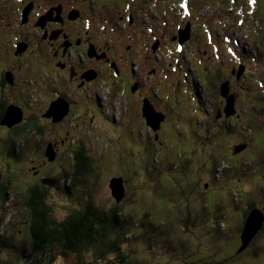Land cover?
<instances>
[{"label":"rangeland","instance_id":"obj_1","mask_svg":"<svg viewBox=\"0 0 264 264\" xmlns=\"http://www.w3.org/2000/svg\"><path fill=\"white\" fill-rule=\"evenodd\" d=\"M84 1V0H82ZM150 2L154 3L158 7L162 8V5L160 4V0H149ZM232 0H188L187 4L190 6L188 11L184 12L179 8L185 17H182V19L188 18L192 21V31H191V37H192V44L196 43L197 41H202L201 37V26L205 25L203 22L205 19H208L210 22V25L212 27H216L220 24H225L226 20H237L239 18H242L243 24L246 25L249 29L253 28L254 22H256L260 17L261 14L258 12L257 9V4L255 3L254 8H249L248 7V2L249 0H234V2H231ZM236 1V3H235ZM132 2V7L136 8V10L140 9V4H138L137 0H131ZM191 2V4H190ZM176 3V0H173V4ZM9 4L11 6V11L10 14L7 15V9L4 7L2 8L0 6V28L4 29V35L0 39V46H2V52L3 54H6L9 57V51L10 48L8 46L10 39L8 38L9 36V30H10V25L12 23H15L18 21L19 18V10L21 8V4L16 2L15 0H9ZM232 6L233 9H228L227 6ZM264 5V3L261 4V6ZM208 7V8H207ZM126 10L131 11L133 16L136 18L139 17L138 14L132 10L130 7L125 6L124 7ZM166 14L169 16H165L164 19H169L172 18L173 20L169 23L162 22L161 26L156 28L154 30V35L152 39H158L160 45L158 46L162 52L159 55L160 57H157V54L155 52V49L153 50V47H155V43H151L150 41L148 44H144L143 42H139V40H136V38L132 37H127L126 42H134L132 43V46L136 49H140L137 56L138 60L141 61V70L146 71L142 74V82L144 84V92L147 91H152L157 92L160 95L159 97H155V101L151 99L152 104L156 108V110H163L165 114H159L155 110L156 114H150V118L152 120V124H147L145 122L144 117L142 116V104L141 100L143 103V99H139L138 97H143V94L141 93H134L133 90H131V93L128 98L124 100V103L120 99V95L118 94H113L111 96H107L106 98L103 96V101H97L96 104L92 105L90 104L89 101H87V109L90 111L86 110V106L81 105L76 110L78 111V119H69V116H65L61 121H56L53 120L49 116H42V114L48 109V103L49 99L48 97H51L50 95L46 97V91L48 90V87L52 88L54 85V82L52 79L53 76H56L57 74H60L61 80H64V83L60 80H57L58 78L55 77L57 81V85H54V87L57 89L58 92L62 94V96H65L67 98V102L69 104L70 101L73 103L76 102L77 95L75 92L68 91V87L70 86V90H75L77 89L78 86H82L85 82H87V79L83 82L84 80V75L85 74H91V69L88 71H85L83 74L76 75L74 74L71 79L73 80H68L65 79L64 73H67L70 69H73L74 71V66L70 65L68 68L67 66H64L63 69H60L57 64L60 63L58 61L59 58H63V54L67 53V48L62 44L61 46H58L57 39L54 38L52 39V46L46 47V49H40V54H36V52H32L31 49L28 50L27 55L30 57H36L39 60V64L35 65L34 63H26L24 66H21L22 69H25V72L28 71V69H31L33 72L36 68H38V71L42 68L47 72L48 71V76L47 79L44 78L43 80L37 81L39 84L38 86L34 85L32 87V83L34 82H29L28 83V88H25V92L22 95L21 101H25V104H22V109H23V116H36V118L41 120L45 126H46V136L44 137L46 140L49 141V143H52V145L56 146L57 153H61L63 151H66L68 149L69 145H72L73 140L71 139V132H74V134L77 137H83V138H88V144L89 141L92 143L91 148L94 153H97V156L103 158L101 160V164L99 166V176H98V182H97V196L96 200L99 202H104V203H112L111 200V194L110 190L108 188V180L109 178H120L121 175L123 176V180L126 179L127 186H129V189H132L134 193H146L147 196L151 199H153V204L156 206V210H153L152 212V218L153 221L151 223L153 224H160L162 232L166 231L167 236H164L160 233V237L155 235V237L151 238V243L150 246L143 245L141 242L137 241H132L130 242L131 245V252L129 253L127 263L128 264H204V259L210 256L218 257L221 258L223 256L230 255L232 253L233 248L238 246V235H236V229L235 231L232 230L230 227H225L221 223H219L218 228H224V236L223 239L226 241L224 243V246L222 250L218 253V246L216 245V238H211L208 232L203 233L202 235L199 236L205 229L208 227V219H201L198 220L197 218L192 216V219L196 220V222H192L193 227H191V233L185 232L183 228L178 224V221H175L173 225L171 224V220L176 219L177 216V211L175 208V203H183L184 207L187 205L185 204L186 199L180 196L177 193L174 192V185L169 182L170 181V176L169 173H166L164 171H160V168H158L157 162L158 161V153L151 152L149 153L147 150L150 149V147H147L145 144V139L142 138L141 135H147V142L152 143V145L155 143L156 145L158 144L159 147L163 146V139L162 134L164 133V126L169 123V121H172L171 124H168L170 126V133H177V136L180 140H182L181 137L187 138L188 135H191L190 131L194 130V125L191 123L192 118L197 116L195 112L197 111L194 109L195 106L192 104L193 100L195 102H203L208 101V105L205 103L202 104L201 108L202 110L200 111L199 114H201L204 119L203 121L196 122V128H204L207 126V124L210 127H229L231 130H226L221 131L216 133V137L210 134L211 141L207 143V146L213 144H220L221 148H225L227 145L229 148H233V144H236L238 142H246L244 140H238L237 142L235 141V138H242L241 134L244 133V136L248 138V132L246 128L255 125V124H261L262 129L261 131H264V80H262V83H257L255 84V81L253 80L251 76V70H252V65H257L256 62L252 63V59H249L248 57L250 56V51H249V45L242 43L240 41V47L241 49L239 50V53L241 56L239 58H232L228 55H221V58H218L217 61L221 62L223 60V63H227L233 70L232 74L237 76L239 78L238 83L239 84V91L241 90V93L245 96L246 98V105L248 108H250V116L251 120L253 122L251 124H246L245 122L248 120L249 117V111L247 112V108L243 107V104L241 103V98L239 102V108L236 107L237 104L235 105V110L240 111V115L238 117L239 120H242L244 123H240L239 120H233L230 121L229 116H232V114L222 115V113L225 114L226 109L228 108L227 101L228 96L227 92H223L220 89H213L209 85V88H204V86L198 82L200 81V78H202V73L196 74L194 70H191L188 66L186 70L188 71L187 73V81H182L183 75L185 76L184 70L181 69V67L178 65V67L173 66L174 61L179 58L181 59V54H183L184 51V45H183V50L177 51V45H175L174 42H172L171 37H175L176 35L172 33L175 25H177L179 28L183 27L185 25V22L179 26L178 22L174 19H177L180 17V15L177 13L175 14L176 10H165L163 9ZM231 10V11H230ZM85 13H88V10H84ZM180 12V11H179ZM4 13V14H3ZM260 15V17L258 15ZM157 16H159L157 14ZM264 17V15H263ZM122 21V20H121ZM127 21V19H126ZM126 21L124 20V24L126 25ZM139 22V21H136ZM116 24V22L114 21ZM55 24V23H53ZM158 26V24H156ZM229 29L231 31H234V26L232 23L227 24ZM139 27V26H138ZM50 28V27H49ZM238 28V27H237ZM261 28L264 29L262 26ZM260 27H257L255 31L250 32V34L254 37L255 34L260 35L262 38H264V30L261 31ZM198 31H200V34H198ZM148 33H152V29L148 31ZM23 34H25V28L23 31ZM20 36L19 32L15 33L13 35V38H16ZM144 45H143V44ZM55 47L56 50L58 51L57 53H62L58 54L56 57L54 55L55 52L51 51L53 46ZM143 45L141 48L140 46ZM167 47H169V51L165 50ZM246 45V51L242 52V48ZM237 46L233 42L231 45V48L235 49ZM51 51L50 57L52 56V60L46 58L48 51ZM245 50V47H244ZM76 53L78 52V49L75 50ZM166 51V52H165ZM53 52V53H52ZM164 52V53H163ZM69 54V53H68ZM194 55L196 56L197 61H200L203 67L210 65V69H205L204 68V73L206 77H211L212 79L215 78L212 69L217 68L220 69L221 64H215L212 65L209 62H207V58L203 53L196 51L194 49ZM253 55V54H252ZM2 56V55H1ZM45 56V57H44ZM203 57V58H202ZM5 58V57H3ZM25 58L22 55H19V59ZM75 61L79 60V57L75 59ZM143 58V60H141ZM7 59V58H5ZM128 59V58H127ZM42 62V63H40ZM85 62H89L87 58H85ZM260 65V62L258 66ZM84 65L82 64L81 66L78 67V70H83ZM172 67L175 70H172ZM139 69V68H138ZM140 70V69H139ZM140 70V71H141ZM228 68L224 70V73H227ZM13 72H16L18 74L19 69L18 67L15 69H12ZM23 71V70H22ZM192 74H190V73ZM149 73H153L152 75H149ZM260 73H262V76H264V63L263 66H260ZM108 80L110 85H115L116 86V81L114 78L110 77L108 74ZM198 77V79H197ZM234 78V79H237ZM138 79V78H137ZM184 79V78H183ZM195 79V80H194ZM264 79V77H263ZM81 80V81H80ZM90 80V79H89ZM194 80V81H193ZM79 81L81 82L79 84ZM196 82V84H194ZM201 82V81H200ZM31 84V87L29 86ZM197 85L199 86V90H204V91H199L197 89ZM183 86H189L195 90V95L193 94V100L191 97H187L185 94H182L180 92V89L183 90ZM132 88V85L129 86ZM85 89H83L84 92ZM234 90H237L235 88ZM77 91V90H76ZM92 92V95L90 96H95V90H90ZM74 93V94H72ZM16 94L18 95L17 97H20V94L16 93V91L12 90L9 88V85H5L4 88L0 90V101H8V103H12L14 101H19L18 99H14V96L16 97ZM72 94V95H71ZM210 96H209V95ZM221 94V95H220ZM224 96V97H223ZM41 97V98H39ZM105 98V101H104ZM235 98L236 94H235ZM95 99V98H94ZM108 101V102H107ZM51 102V100H50ZM126 103L130 104V110L127 111L126 109ZM66 104V103H65ZM220 104V109H217V106ZM113 106V107H111ZM144 106V105H143ZM158 106V107H157ZM70 107V104H69ZM108 107H111L109 109ZM182 107L186 108L184 111ZM92 110L97 113L98 116L92 117L93 113ZM217 111V112H216ZM85 112V113H84ZM88 112V113H87ZM162 112V111H161ZM246 112V113H245ZM83 113L84 116L83 117ZM220 113L219 117H216L215 114ZM253 115V116H252ZM81 118V119H80ZM245 118V119H244ZM207 122V123H205ZM240 123L244 125L245 127L242 126H237V124ZM19 124V123H18ZM16 124V125H18ZM176 124V125H175ZM180 124V125H178ZM174 125V126H173ZM3 127L2 125H0ZM15 126V125H14ZM151 126L155 128V131L151 129ZM236 127V129H234ZM138 128H141L138 130ZM202 128V129H203ZM11 129V127L9 128ZM144 129L146 131H144ZM250 130V129H248ZM260 130V129H259ZM254 131V130H253ZM70 132V133H69ZM129 134H135L137 135L133 136L132 139L127 137V135L124 133ZM235 135L233 137L232 135ZM247 132V134H246ZM153 133V139L151 137V134ZM154 133L157 134V137L154 138ZM258 137L260 134L258 132L254 133ZM112 135V139H111ZM119 135V136H118ZM0 136H2L0 134ZM160 137V138H159ZM253 137V136H252ZM2 139V137H1ZM111 139V140H109ZM161 139V140H160ZM41 141V138H40ZM173 141L171 144L176 145L177 144V138H173ZM220 141V142H219ZM225 141V142H224ZM252 140H250L251 142ZM250 142H247V145L250 144ZM161 143V144H160ZM40 143H38L39 145ZM77 144V143H76ZM75 144V145H76ZM223 144V145H222ZM5 145V144H2ZM151 145V144H149ZM155 145V146H156ZM203 145V144H202ZM198 145L195 146V144L192 142V147L195 146L197 150H203V146ZM40 147H43V145H39ZM217 146V145H216ZM4 148V146H1ZM224 149V150H225ZM234 151V148L232 149ZM241 152V151H239ZM236 153L239 155H236L235 157L239 158L242 157V154ZM8 155H3L0 157V176L2 177V182L5 184L8 183V178L12 176H17V181L22 182L23 184H31L29 183L28 176L30 175V171H32L31 167L37 166V164L40 163V160L44 159L45 157L41 155H32L28 153L26 156H23V153L20 150H15L12 148V150H8ZM43 155V153H42ZM234 155V154H233ZM16 156V158L14 157ZM250 158V157H249ZM19 160L21 163V166H25L26 164V169L27 171H21L17 172L12 170L13 168L16 167V163H14L16 160ZM54 160V159H53ZM51 160V161H53ZM49 162V164H53V162ZM167 165L165 171L168 170L169 168V160H167ZM251 159H249L248 164L250 165ZM30 164H29V163ZM104 162V163H103ZM110 163V168H107L108 163ZM3 164V166H2ZM246 165V168L244 169H249L247 164L244 163H239V168L236 166V168H232V171H238L240 169V166ZM264 167V166H263ZM263 167L260 165V168L263 170ZM58 171H62L63 168L57 169ZM65 171V170H63ZM109 171H113L109 172ZM156 171H160L159 173L156 174ZM228 168L220 167L217 168V175L220 176L223 173H227ZM245 171V172H244ZM249 171V170H248ZM248 171L242 170V173L240 174V181H237L235 178H233V181L238 183H241V187L245 188L248 190L250 186L252 185L251 180L246 176L248 174ZM175 171H171L170 173H174ZM178 172V171H176ZM121 174V175H120ZM237 174V173H236ZM258 175V173H257ZM52 177V176H51ZM238 177V176H236ZM111 178V179H112ZM15 181V182H17ZM205 181L208 184H211V181L209 177H205ZM123 183V181H122ZM236 185V184H235ZM240 188V185H238ZM167 189H170L173 191V193L167 192ZM57 192H56V191ZM58 190L56 188H53L52 195H48L47 200L49 205H54V210L51 214V216L57 220V221H63V214L66 210L62 208L63 205L66 203L64 202L65 199H63L60 195H58ZM17 191L15 190V194ZM19 197L18 199L23 200L20 196L25 197V192L18 191ZM9 205L4 207L6 210L7 208L12 209L14 211L16 209L17 203L14 200V194L10 193L9 194ZM158 202V204L156 203ZM164 204V205H163ZM207 207H204V214L205 217H208L212 213V206L211 205H206ZM75 208V206L73 205ZM167 210V211H166ZM182 213V212H181ZM233 215H235L233 213ZM14 216H11V214L7 213H0V237L3 238L0 239L1 242H5L4 247L0 245V264L6 263V264H26L25 258L26 255L29 253L27 248H22L21 243L22 241L19 240V243L13 242L14 239L12 240V229L15 226H19L22 228L21 224H24L22 222L18 223V219ZM233 217V216H232ZM232 219V218H231ZM228 219V222L229 220ZM241 222V216L236 219L235 225L236 227L239 226ZM264 223V220L261 223ZM21 225V226H20ZM157 226V225H156ZM152 225L151 230L152 231H158L159 227ZM172 226V228H171ZM260 226V228H261ZM259 228V229H260ZM23 229V228H22ZM22 233V231H21ZM235 233V234H234ZM160 238V239H159ZM228 238V239H226ZM219 240H221V237H219ZM233 242H230V241ZM251 240V239H250ZM229 241V242H228ZM221 244L223 245V241H220ZM236 242V244H235ZM198 243V245H197ZM250 241L248 242V244ZM218 244H220L218 242ZM181 245V247L179 246ZM183 246V247H182ZM220 246V245H219ZM249 245L244 247L243 253L244 257L242 259H234L231 263L228 264H252L251 259L249 258V252L247 251ZM89 249V247H87ZM61 250V248H60ZM240 251V252H241ZM59 253V251H56ZM69 253V257L67 258V263L69 261L68 259H71V261H75L76 255L73 253ZM218 253V254H217ZM208 254V255H206ZM216 254V255H215ZM94 254L92 253V250H88V253L86 254V257L88 259L93 258ZM234 256H231L230 258L225 259L227 262H230V259L233 258ZM244 258V259H243ZM255 258V257H254ZM258 261L261 259L264 260V255L262 256H257L256 257ZM105 259V258H104ZM100 260L102 264H108L109 260H112L115 264H119L117 262V258L113 255L108 256V260Z\"/></svg>","mask_w":264,"mask_h":264},{"label":"trees","instance_id":"obj_2","mask_svg":"<svg viewBox=\"0 0 264 264\" xmlns=\"http://www.w3.org/2000/svg\"><path fill=\"white\" fill-rule=\"evenodd\" d=\"M113 1L116 2L118 9H125L126 0H99L98 4H100V6H98V8L102 9V11L111 12L114 9L111 5ZM139 1L142 2V0ZM142 3L146 7L153 6L149 0H144ZM87 9L88 6L85 10ZM84 13L85 11L81 14L83 15ZM84 15L86 16L88 14ZM229 21L230 20H226V22ZM236 22L233 23L236 24ZM262 26L264 27V19L261 23L254 22V29H252L255 31L257 27L261 28ZM246 30L247 32L245 34L252 38L248 41H250L252 45L253 55L251 53L248 58L252 59V63L256 62L257 64L252 65V70H254L255 73L254 77L257 78L255 84L262 83L264 76H262L259 69L264 63V38L257 34L253 37L250 34L252 30L249 32L247 27ZM263 30L264 29L261 28V31ZM2 35L4 34L0 35V39ZM0 51H2V46ZM259 62L260 65L258 66ZM226 68H228L230 72L231 67H228V64L225 63L220 65V69H212L215 78L212 79L208 77L207 79V83L210 82L209 85L212 90L215 88L219 90L220 93V85L222 84L221 79H223V77H226V79L229 78L227 75L228 73H224ZM33 77H36V80L40 81L45 77V74L43 71L39 70ZM24 80L21 79L20 83L24 84ZM229 82H233L234 89L237 88V90H232V92L234 91L236 94V104L239 108L240 98L241 103L245 102L246 98L241 93V90L239 91V84L236 83L234 77H232ZM24 88H18L19 91H16V93L20 94V97H17L18 95L16 94L14 99L21 101L22 95L25 92ZM127 98L128 96L126 99ZM16 103L22 106V104H25V101H21V103L16 101ZM243 107L245 108V105H243ZM220 108L219 104L217 109L219 110ZM126 109L127 111L131 109L129 103H126ZM230 114H232V116H229V119H231L230 121H232V119L239 120V111H234ZM215 115H217V113ZM222 115L226 117L224 113H222ZM74 118H76V120L78 119V111L76 109H74L69 116L70 120ZM191 121L194 125V130L190 132L193 134L188 135L187 138L181 137L182 140L179 139L180 137L178 138L176 132L170 133L172 129H170L168 124H171L172 121H169V123L164 126V133H161V139H163L164 143L162 147H159V145L155 143L153 145L152 143H148L147 135L141 136L145 139L146 146L150 147L147 151L149 153L153 152V154H159V162H157L158 168H160L161 172L164 171L169 173V182L171 186L172 184L174 185V192L179 195V198L181 196L186 199L185 204L187 203V205H185V207L183 203H175L177 216L176 219L170 221L171 224L173 225L175 221H178V224L185 232L191 233V227L194 225L192 222H196V220L192 219V216L198 220L208 219L207 229L199 234V236L208 232L211 238H216L215 240L219 253L222 248L225 247L224 243H226L223 239L224 228H218L219 223L225 227L232 228L234 231L236 229V235L240 236L246 222V213L248 210L251 208H259L264 213V131H261V124L252 125L248 127V129H250L248 130L244 125L240 124L244 122L239 120L240 123H238L237 126L245 127L249 136L246 138L244 133H242V138L234 139L237 141H246L245 149L240 153L242 157L237 158L235 156L239 154H234L232 151L233 148H229L227 145H225L226 149L219 147L221 146L220 144H216L217 146L214 145L213 142L209 147L207 146V143L211 141L210 134L216 137V133L218 132L221 133V131L225 132L226 130H231L229 127L225 126L219 129L220 127L214 126L213 128L207 124V126L204 128L202 127V129L200 127L196 128V122H199L196 116L192 118ZM252 122L253 120H251L249 111V117L245 123L251 124ZM140 129L141 128H138V130ZM234 129H236V127H234ZM144 131L146 130L144 129ZM255 132H258L260 136L258 137L255 135ZM46 133L45 124L33 115L24 116L23 120L11 131L0 126V134L2 135L0 136V157L8 155V150H12V148L20 150L23 156H26L28 153L36 155L40 150L38 147L40 138L41 140H46L44 138ZM125 134L130 139H132L134 135H137V133L128 135L127 132L124 133V135ZM232 135L235 137L233 132ZM70 137L73 142L76 140L77 144L73 143L69 145L66 151L58 155L53 164H43L40 160L37 167L40 168L42 174L40 177H33L30 174L28 179L31 184L27 185L17 181V176L8 178V183L5 184L1 181L2 177L0 176V213L11 214V216L18 219V223H24L21 224L24 225L22 226L23 229L19 226L13 227L11 231L12 240L14 239L13 242L16 243H19V240L22 241L20 242L21 247L27 248L29 251L25 258L26 264H65L69 257L68 252L76 255L75 261L68 259V264H102L100 260L103 261L104 258V260H108V256L110 255L115 256L119 264H128L127 256L131 252L130 242L138 240L141 244L150 246L149 243H151V238L155 237V235L160 237L161 233L167 236L166 231L162 232L160 224L151 223L154 219L152 218V211L156 210L153 199L149 198L146 193H134V191L127 186L129 182H126V179L123 180V176L120 174L123 180V197L117 201L111 195L110 201H112V203L97 201L99 166L102 165L101 160H103V158L102 156L98 157L97 153L92 151V143L89 141L88 144V138L77 137L74 132H71ZM151 137L153 139V133ZM175 137L177 138V144L172 145L171 143L174 142L173 138ZM250 140L252 141L250 142ZM192 142L195 146L203 144V150H195L196 147H192ZM247 142H250V144L247 145ZM42 145L44 149V144ZM1 146H4V148ZM35 151L36 153H34ZM14 157L16 158V156ZM249 159H251L250 165L248 164ZM167 160L170 161L169 168L165 171ZM241 162L247 164L249 171L243 169V167L246 168V165L240 166L238 171H232V168H236V166L239 168V163ZM255 162L263 163L261 165L263 167L262 171L261 168H257ZM14 163H16V167L12 170L17 172L27 171V164L21 166L18 159ZM107 163V168H110V163ZM220 167L228 168L230 171L216 176L218 174L216 172L217 168ZM59 168H63L65 171H58L57 169ZM242 170L248 171L246 176L252 182L248 190L242 188L240 182L236 183L233 181V178L237 181L241 180L240 174ZM160 171H156V174ZM171 171L175 172L170 173ZM109 172L113 173V171ZM205 177L206 179L209 177L211 184L205 181ZM238 185H240V188ZM53 188H56L59 191L58 195L65 199L64 202L66 204L62 206V208L66 210L63 214V221H57L55 217L53 218L51 216L54 205L48 204L47 197L49 194L52 195ZM15 190L17 191L16 194ZM18 191L25 192L24 198L20 196L23 200L18 199ZM167 192L173 193L170 189H167ZM10 193L15 195V201L19 200L14 211L10 208L4 209V207L6 208V206L9 205ZM156 203L158 204L157 201ZM206 205L212 206V213L208 217H205L204 214V207L208 208ZM233 213L235 215H233ZM240 216L241 222L239 226L236 227L235 221ZM228 219L231 220L228 222ZM152 225H157L159 230L152 231ZM219 237H221V240H219ZM0 239L3 240L2 237H0ZM220 241H223V245ZM238 241H240V239ZM218 242L220 244H218ZM0 245L4 247L5 242H1ZM248 245L247 251L249 252L248 255L252 264H264L263 259L258 261L256 258L259 255L262 256L264 252V223L252 236ZM179 246L181 247V245ZM87 247H89V249H87ZM88 250H92L95 259H88L86 257ZM56 251H59V253ZM243 255V251H238L237 246L233 248L232 253L228 255L229 257L223 256L221 259L214 256L207 258L206 256L204 264H228L234 261V259H242V257H244ZM231 256L234 257L230 259V262H227L225 259ZM200 263L202 264L201 261ZM108 264L115 263L109 260Z\"/></svg>","mask_w":264,"mask_h":264},{"label":"flooded vegetation","instance_id":"obj_3","mask_svg":"<svg viewBox=\"0 0 264 264\" xmlns=\"http://www.w3.org/2000/svg\"><path fill=\"white\" fill-rule=\"evenodd\" d=\"M7 0H0V6L2 8H6L7 12L6 14L9 15L10 11H11V6L8 7L6 4ZM17 1V0H15ZM99 0H68L65 2V4L62 6L60 4H55V5H48L47 3L44 5L43 9L41 8L42 5H37L35 6L33 1L28 0L27 2L23 3V5L21 6L20 10H22V8L24 7V5H30V11L28 12L27 15V21L25 24H20V33L22 35V38L20 39V41L25 43V47L23 49H16V42L15 39H12L11 37L9 38V57L6 54H3L2 51H0V90L2 88L5 87V85H9V88L14 90V91H19L18 88L22 87V89L28 88V83L29 82H34V84L32 83V87L34 85L38 86L39 84L37 83L36 77H33V75H35L38 72V68H36L33 72L31 69H28L27 72H25V69H22L21 66H24L26 63L28 62H32L35 65L39 64V60L36 57H30L27 55L28 50L31 49L32 52H36V54H40V49H46V47L52 46V39L55 37L57 39V43L58 46H61L64 42L63 45L65 46V44H70L72 45V42L70 41V35L72 32H74L76 29V23L78 21L81 20L82 18H85L86 16H90V13H92L93 16H95L94 11H93V7L95 6H100V4H98ZM9 4V2H7ZM88 6V15H82L81 13L87 8ZM19 10V12H20ZM82 11V12H81ZM4 14V13H3ZM20 14V13H19ZM82 15V16H80ZM55 23V24H53ZM50 27V28H49ZM25 28V34H23ZM60 33V34H59ZM1 34V31H0ZM80 44L82 43L81 41H78ZM56 45L52 47V50L55 55V57L57 56V50ZM68 48V47H66ZM76 49L79 48L77 47ZM68 48L67 49V53L63 54L65 55V64L63 66H59L57 64V66L60 69H63L65 65L68 64V58L69 56H71L72 59L73 56H79L76 53V50ZM0 50H1V46H0ZM72 50L74 52H72ZM48 51V50H47ZM51 51H48L49 53H47L46 58L48 59H53L52 56L50 57ZM52 52V53H53ZM69 53V54H68ZM62 54V53H61ZM77 54V55H75ZM98 54V53H97ZM2 55V56H1ZM19 55L24 56L25 58H21L19 59ZM99 55V54H98ZM7 59H5V58ZM45 57V56H44ZM81 62V65L83 64V72L85 70L91 69L93 64V61H89V62H85L82 59H79ZM72 62H75V60H73ZM42 63V62H40ZM72 64V63H71ZM19 69V73L16 74V72H13L12 69L17 68ZM23 70V71H22ZM80 70V69H79ZM40 71H43L45 74L46 80L49 81V79H47L48 71L46 72L44 70V68L40 69ZM57 77L60 82V78L61 77L60 74H57L56 76H53L52 79L56 84L57 81L55 80ZM65 77V75H64ZM43 78V79H44ZM21 79H25L24 80V84L20 83ZM42 79V80H43ZM64 83V80H61ZM29 86L31 87V84H29ZM79 87V86H78ZM24 88V89H25ZM26 91V90H25ZM69 91L75 92V94L77 95V99L76 102L73 103L72 101L69 102L70 107H68V111L65 114V116H69L71 112L74 111V109H76V107L78 108V100H79V91H76V89L70 90V87H68V91L67 93H69ZM191 93H193L195 95V90L193 88L190 89ZM55 92L57 94H59L60 97H62V94L60 92H58L57 90H55ZM74 94V93H72ZM71 94V95H72ZM46 95V94H45ZM46 97H48L46 95ZM55 97V94H53L51 97H48V101L50 102L51 99H53ZM8 104V101H4L1 100L0 101V113H3V110L5 109L6 105ZM44 114V113H43ZM42 114V116H44ZM2 114H0L1 116ZM64 116V117H65ZM51 117L58 119L56 114H52ZM17 125L11 127V129H9L6 126H3L6 130L11 131L14 127H16ZM44 144V148L46 146V144L49 143V141H45V140H41L40 144ZM41 144V145H42ZM39 147V151L36 153V151L34 153H36V155H41L44 156L45 152L43 147ZM194 149V148H193ZM195 150H197L195 148ZM52 152L55 154L54 160L58 157V155H60V153H57V149L55 145H52ZM43 153V155H42ZM43 162V164H45L44 160H41ZM3 166V164H2ZM32 171H30V174L33 177H40V175L42 174V171H40V168H38L37 166H33L31 167ZM262 255H264V252L262 253Z\"/></svg>","mask_w":264,"mask_h":264},{"label":"water","instance_id":"obj_4","mask_svg":"<svg viewBox=\"0 0 264 264\" xmlns=\"http://www.w3.org/2000/svg\"><path fill=\"white\" fill-rule=\"evenodd\" d=\"M224 90L222 89V93ZM56 109H62L60 108V105L57 104V102H54L50 105L49 110L46 113V116H51L52 114H57ZM144 115L147 119V123H151V118H150V111L145 110ZM22 119V113L21 111L12 105H9L5 111V114L3 116L2 123L6 124L8 126H11L12 124L20 121ZM54 120H57L54 118ZM154 128V127H153ZM49 157L51 158L53 154L48 151L47 153ZM109 187L111 189V194L112 196L119 201L123 197V187H122V180L121 178H112L109 181ZM263 214L260 212L258 209L254 208L251 210L249 213L248 217L246 218V222L244 225V228L242 230V233L240 235L242 244L239 247L238 251H241L250 241L252 236L259 230L261 223L263 221Z\"/></svg>","mask_w":264,"mask_h":264},{"label":"snow or ice","instance_id":"obj_5","mask_svg":"<svg viewBox=\"0 0 264 264\" xmlns=\"http://www.w3.org/2000/svg\"><path fill=\"white\" fill-rule=\"evenodd\" d=\"M249 2L251 3V0H249ZM180 7L183 8V7H184V4L182 3V4L180 5Z\"/></svg>","mask_w":264,"mask_h":264},{"label":"bare ground","instance_id":"obj_6","mask_svg":"<svg viewBox=\"0 0 264 264\" xmlns=\"http://www.w3.org/2000/svg\"><path fill=\"white\" fill-rule=\"evenodd\" d=\"M225 142V141H224ZM223 145V144H222ZM253 161V160H252Z\"/></svg>","mask_w":264,"mask_h":264}]
</instances>
